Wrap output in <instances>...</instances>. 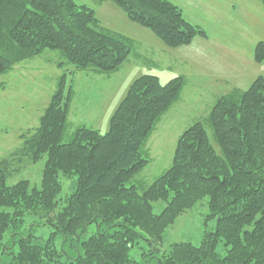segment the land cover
<instances>
[{
  "label": "trees",
  "instance_id": "16d2710c",
  "mask_svg": "<svg viewBox=\"0 0 264 264\" xmlns=\"http://www.w3.org/2000/svg\"><path fill=\"white\" fill-rule=\"evenodd\" d=\"M97 1L114 2L171 47L207 35L170 0ZM132 47L75 0H0V74L51 50L76 71L107 77L128 60ZM254 49L255 61L264 62V41ZM68 75L64 71L59 79L39 126L22 134L21 147L0 161V196L18 200L16 209H0V264H264V75L243 91L220 95L204 121L182 132L171 165L143 191L129 182L148 165L147 140L181 98L185 78L162 83L153 74L138 77L107 132L80 125L63 141L71 108ZM43 157L40 186L28 180L7 184L16 164ZM64 181H71V189L59 198ZM205 197L214 229L207 228L198 245L176 242L161 250L166 228ZM158 201L165 203L159 213L153 206ZM32 211L39 219L28 227ZM40 226L53 227L42 243L35 235ZM136 246L140 259L131 254Z\"/></svg>",
  "mask_w": 264,
  "mask_h": 264
},
{
  "label": "rangeland",
  "instance_id": "374dc122",
  "mask_svg": "<svg viewBox=\"0 0 264 264\" xmlns=\"http://www.w3.org/2000/svg\"><path fill=\"white\" fill-rule=\"evenodd\" d=\"M75 1L94 9L105 29L130 39L133 43L131 55L118 71L107 77L91 70L76 71L60 52L51 50L21 61L7 73L0 74V161L21 147L22 134L39 126L40 117L64 71L69 72L66 86L67 89L71 86L72 92L63 141H69L80 125L107 132L112 114L138 77L153 74L166 83L183 76L185 86L181 98L162 117L145 145L150 159L148 165L129 182L143 191L171 165L182 132L194 122L204 121L220 95L234 89L243 91L256 77L264 75V62L254 59L255 45L264 41L261 0H170L182 9L192 24L207 33L178 47L167 45L152 30L132 22L112 1ZM62 61L64 67L59 66ZM207 131L213 136L209 126ZM212 142L219 150L218 144ZM45 160L46 157L37 162L24 159L16 164L17 170L9 176L7 184L28 180L31 186H40ZM70 187L71 181H64L59 198H65ZM0 202L4 203L0 207L3 210L12 211L18 207V200L8 194L0 196ZM153 206L159 213L165 203L158 201ZM208 213V197L181 213L163 232L158 242L161 250L167 252L176 242L200 244L206 229L216 226L215 219L208 220ZM27 214L29 227L39 215L33 211ZM52 231L51 226L37 227V242H44L41 239L49 237ZM8 238L9 235L4 241ZM218 248L225 253L222 244ZM140 253L139 246L131 250L136 259H140Z\"/></svg>",
  "mask_w": 264,
  "mask_h": 264
}]
</instances>
